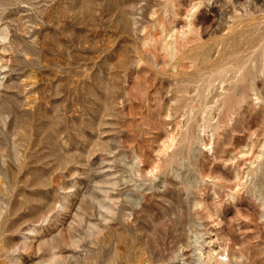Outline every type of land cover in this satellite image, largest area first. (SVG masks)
<instances>
[{
    "label": "rangeland",
    "instance_id": "rangeland-1",
    "mask_svg": "<svg viewBox=\"0 0 264 264\" xmlns=\"http://www.w3.org/2000/svg\"><path fill=\"white\" fill-rule=\"evenodd\" d=\"M0 264H264V0H0Z\"/></svg>",
    "mask_w": 264,
    "mask_h": 264
}]
</instances>
